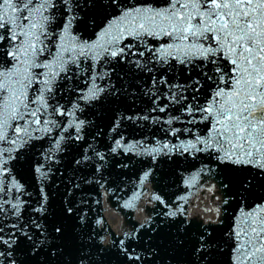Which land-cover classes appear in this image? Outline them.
<instances>
[{
	"label": "snow or ice",
	"instance_id": "snow-or-ice-1",
	"mask_svg": "<svg viewBox=\"0 0 264 264\" xmlns=\"http://www.w3.org/2000/svg\"><path fill=\"white\" fill-rule=\"evenodd\" d=\"M199 191L216 203L192 219ZM105 197L156 207L116 236L89 215ZM226 245L264 264V0H0V264H223Z\"/></svg>",
	"mask_w": 264,
	"mask_h": 264
},
{
	"label": "water",
	"instance_id": "water-1",
	"mask_svg": "<svg viewBox=\"0 0 264 264\" xmlns=\"http://www.w3.org/2000/svg\"><path fill=\"white\" fill-rule=\"evenodd\" d=\"M182 79V78H181ZM59 99H61V102H64L67 99H71V96H67V97H59ZM202 128L204 126H201ZM139 135V133H137V136ZM158 136H162L163 134L160 132H157ZM43 144H47V141L45 140L44 142H42ZM75 152H69L66 154L65 156V163L68 160L72 159V156L75 155ZM130 166L127 169H123V170H116L113 173V178L118 179L121 183H120V187H123L125 190L123 192L120 193V195L124 198L129 197L132 194L133 189V185L136 183L137 181V174L140 171V166L137 163H132L129 162ZM186 164H181L180 168L183 169L184 167H186ZM167 167V165L165 166ZM20 173L23 175L24 180L27 182V185L29 187L30 190L35 191V180L32 177V174L30 171L21 168ZM118 173H122V175H118ZM170 183L172 185V187H166L163 189L164 194H166V196H173L176 194H179L180 192L183 191L182 188H180L179 183H178V177L177 176H173L171 181L167 182ZM208 196L207 193L203 192V194L199 197V199H193L192 200V204L198 202L199 200H203L204 198H206ZM210 200H208L209 202ZM207 202V203H208ZM207 203L204 204L205 207L207 206ZM150 204L148 202H146L143 205V211L144 209L149 206ZM95 210L89 212V215L93 217V219L96 218L97 215L102 216V214L105 217V220H107V224L109 226V229L111 231H114L115 233H117L120 228L127 226V225H131L132 223L139 221V219L141 218L143 211H138V212H129L126 213L125 215L119 213V212H115L114 209L112 207H110L109 204H107V210L103 211V205H94L92 206ZM236 209H237V203H231L229 209H228V213L224 216V220L225 223L223 226H220V231H225L227 229L230 228L231 224H232V217L236 215ZM128 214H131V217L128 218ZM113 217H119V219L121 220L119 224H115L113 223L112 219ZM124 217V218H123ZM198 217H200V215H198ZM115 222L118 221V219H114ZM227 250H228V246H225V255L219 257V259L223 262V264H230L228 258H227Z\"/></svg>",
	"mask_w": 264,
	"mask_h": 264
}]
</instances>
